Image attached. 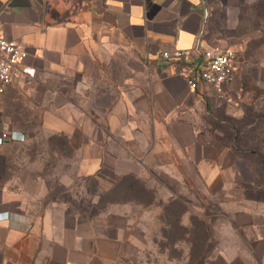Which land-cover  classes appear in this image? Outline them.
Here are the masks:
<instances>
[{"label": "crops", "instance_id": "1", "mask_svg": "<svg viewBox=\"0 0 264 264\" xmlns=\"http://www.w3.org/2000/svg\"><path fill=\"white\" fill-rule=\"evenodd\" d=\"M208 10L207 0H0V30L26 48L37 70L7 91H27L40 102L43 132L70 145L68 155L45 151L59 162L69 156L73 179L112 185L133 174L150 189H165V201L196 193L217 206L222 264H264V202L239 194L244 184L259 185L254 177L264 179L263 170L238 159L230 133L213 127V87L191 88L183 62L159 57L214 48L205 33ZM27 130L21 122L17 131ZM21 144L4 148L28 157L30 148H12ZM29 162H13L11 179L0 184L3 264H143L157 208L116 204L81 216L47 200L46 167L31 171Z\"/></svg>", "mask_w": 264, "mask_h": 264}, {"label": "rangeland", "instance_id": "2", "mask_svg": "<svg viewBox=\"0 0 264 264\" xmlns=\"http://www.w3.org/2000/svg\"><path fill=\"white\" fill-rule=\"evenodd\" d=\"M257 0H207L208 15L205 27L206 37L211 39L216 46L233 47L237 51L235 77L233 82L225 87L224 93H216L211 115L213 127L219 133H230L226 136L233 141L234 133H239L238 159L254 162L258 166L257 158L248 154L255 150L264 159V46L256 47L255 40L262 37L261 30H253L248 14L252 5ZM65 91L70 92V85L65 86ZM40 102L30 92L7 91L0 96V125L2 131H17L21 122L28 129L24 134V141L15 147L30 148V155L20 152L11 155L5 145H0V184H6L13 175L14 163L29 160L28 167L31 171H39L41 165L45 166V181L49 191L47 200L61 201L81 216L96 217L110 206L131 203L137 211L150 213L152 208L158 209V215L153 220V229L150 235L151 249L142 251L143 264L152 262L163 264H222V260L215 253L219 245L215 227L219 226L216 214L217 206L209 204L196 193H175L179 205L171 207L172 200L165 201V189H149V195L122 193L117 190L115 183L120 179L112 176L110 171L103 175L112 185H103L97 178L77 177L73 179V172L69 170L67 159L62 156V161L54 160L48 156L47 148H61L70 153L69 141L65 137L47 136L40 125L42 108ZM0 132V133H1ZM52 137V138H50ZM121 144V141H118ZM232 147L235 145L231 142ZM73 163V162H72ZM55 166L60 170L55 171ZM73 167V164H72ZM261 167V166H260ZM262 169V167H261ZM263 170V169H262ZM21 176V172L17 173ZM23 174V172H22ZM142 180V179H141ZM257 186L255 200L264 201V179L254 177ZM70 183L66 186L64 182ZM144 181V180H142ZM145 182V181H144ZM263 182V183H262ZM146 184V183H145ZM241 190L239 194H245ZM154 195V200L151 197ZM140 201H138V200ZM153 199V198H152ZM173 200V201H175ZM148 202V203H147ZM169 207V208H168ZM183 212V213H182ZM187 216V217H186ZM179 224H176L177 218ZM186 217V218H185ZM149 224L147 225V227ZM183 227L191 232L185 235ZM207 237V241L204 240ZM137 254V253H136ZM0 264H3L1 259Z\"/></svg>", "mask_w": 264, "mask_h": 264}, {"label": "built area", "instance_id": "3", "mask_svg": "<svg viewBox=\"0 0 264 264\" xmlns=\"http://www.w3.org/2000/svg\"><path fill=\"white\" fill-rule=\"evenodd\" d=\"M28 55L21 43L8 39L0 30V96L18 81L36 77V68L27 64ZM159 57L168 62H183L181 74L195 90L205 84L221 96L235 77L237 51L233 47L163 50ZM19 141H24V135L19 131L0 133V145Z\"/></svg>", "mask_w": 264, "mask_h": 264}, {"label": "trees", "instance_id": "4", "mask_svg": "<svg viewBox=\"0 0 264 264\" xmlns=\"http://www.w3.org/2000/svg\"><path fill=\"white\" fill-rule=\"evenodd\" d=\"M248 18L251 22V25H252L251 28L253 30H261L262 31V37L258 40H255L254 45H256V47L264 46V0H257L252 5L251 11L248 14ZM239 141H240V136H239V133H237V131H236V133H234V136H233V144L235 145L234 147L237 150H239L238 149ZM248 154L257 158V161H258L259 165L262 167L263 173H264V159L262 158V156H260L258 154V152L255 150L248 151ZM115 188L117 190L124 191L122 193H131L132 194L133 192H135L138 195L143 193V194L148 196L149 193L151 192L149 189H147L145 182L142 181L141 178H139L133 174H128V175L122 176L121 179L117 183H115ZM244 188H245V192H246L245 196L247 198H251L254 200H255V198H253V196L247 195L248 192H250L249 194H253V192L255 190H258V192L260 190H262V187L256 186L253 184H244ZM150 200L151 201H148L149 203H151L154 200V195H152ZM176 201L177 200L172 201L171 207H174L175 205H179L181 203L180 201L179 202H176ZM179 218L180 217L177 218L176 224H179ZM183 230H185L184 233H186V234H184V236L185 235L189 236V234L191 233L188 228L183 227ZM204 240L207 241V237L206 238L204 237ZM1 259H2V255L0 254V261H1Z\"/></svg>", "mask_w": 264, "mask_h": 264}]
</instances>
